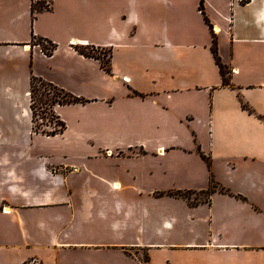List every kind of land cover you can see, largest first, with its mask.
<instances>
[{
    "label": "crops",
    "instance_id": "1",
    "mask_svg": "<svg viewBox=\"0 0 264 264\" xmlns=\"http://www.w3.org/2000/svg\"><path fill=\"white\" fill-rule=\"evenodd\" d=\"M31 77L86 100L61 133ZM27 263L264 264V0H0V264Z\"/></svg>",
    "mask_w": 264,
    "mask_h": 264
},
{
    "label": "trees",
    "instance_id": "2",
    "mask_svg": "<svg viewBox=\"0 0 264 264\" xmlns=\"http://www.w3.org/2000/svg\"><path fill=\"white\" fill-rule=\"evenodd\" d=\"M246 0H241V2H245ZM47 9V7H45ZM201 12L204 15V12L201 8ZM206 22L208 23L207 19L205 18ZM209 27H211L209 25ZM211 52L213 54V57L219 67V72L221 75V79H222V85L224 86H231L229 79L227 77L228 75V70L225 67V65H223L219 59V56L217 54V45H216V39H215V35L213 34L212 30H211ZM39 40H43L47 45L43 46L40 45L41 50L46 54L49 55L51 54V52L53 51V49L55 48V44H53L51 41L49 40H45V39H41L38 38ZM75 50L85 56V57H91V58H95L97 60H99V58L93 53L94 49H98L95 48L93 46H89V45H76L74 46ZM101 63V68L103 70H105L106 72H109V52H107V58L104 62H100ZM36 84L38 85V88L36 87ZM29 98H30V109H31V115H32V119H33V129L35 132L41 133V134H45V135H55L58 133H61L65 126L64 123L58 119V117L55 115L54 111H53V107L55 105H63V104H71V103H84L86 100L77 96H74L72 94H70L69 92H66L65 90H63L62 88L57 87L56 85L44 81L41 78H37V77H31L30 79V88H29ZM41 103L42 105L47 106V109L49 111V115L51 116V118L55 121V126L51 127L50 129H44L41 128L37 125H35L36 122V105L37 103ZM241 106L243 109L250 111L249 107L247 106V104L243 103L242 101L240 102ZM215 186V183L212 181L211 179V186L210 188L207 190V192L212 191L213 187ZM180 193V192H178ZM182 195V193H181ZM147 261V256L145 254L144 256V262Z\"/></svg>",
    "mask_w": 264,
    "mask_h": 264
},
{
    "label": "rangeland",
    "instance_id": "3",
    "mask_svg": "<svg viewBox=\"0 0 264 264\" xmlns=\"http://www.w3.org/2000/svg\"><path fill=\"white\" fill-rule=\"evenodd\" d=\"M37 42H40L41 45L46 46L47 44L43 40L36 39ZM93 53L99 58L100 62H104L107 58V51L103 49H94ZM36 87L38 88V85L36 84ZM55 121L51 118L49 115V111L47 109V106L42 105L41 103H37L36 105V122L35 125L44 128V129H50L51 127L55 126ZM200 197V196H197ZM205 197V196H204ZM189 198H196V196L189 195ZM135 257L140 260L142 263H144V251H137L134 252ZM27 264H35V263H27Z\"/></svg>",
    "mask_w": 264,
    "mask_h": 264
},
{
    "label": "built area",
    "instance_id": "4",
    "mask_svg": "<svg viewBox=\"0 0 264 264\" xmlns=\"http://www.w3.org/2000/svg\"><path fill=\"white\" fill-rule=\"evenodd\" d=\"M236 1H241V0H236ZM75 169V168H74Z\"/></svg>",
    "mask_w": 264,
    "mask_h": 264
}]
</instances>
